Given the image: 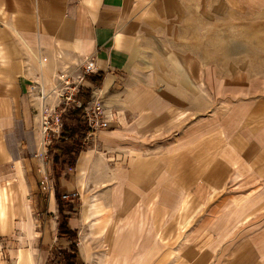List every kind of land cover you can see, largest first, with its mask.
I'll return each mask as SVG.
<instances>
[{"label":"crops","instance_id":"1","mask_svg":"<svg viewBox=\"0 0 264 264\" xmlns=\"http://www.w3.org/2000/svg\"><path fill=\"white\" fill-rule=\"evenodd\" d=\"M262 20L264 0H0V250L33 264L61 248L34 210L50 163L48 212L56 191L102 184L91 201L84 193V220L95 212L82 245L77 232L84 264L93 245L107 263H171L185 198L204 214L176 240L181 264H264V77L221 60L235 52L215 41ZM61 58L94 65L87 93L114 113L96 137L103 160L83 146L62 175L59 155L47 162L39 147L37 113ZM45 103L58 110L49 94ZM73 199L62 201L75 209Z\"/></svg>","mask_w":264,"mask_h":264},{"label":"rangeland","instance_id":"2","mask_svg":"<svg viewBox=\"0 0 264 264\" xmlns=\"http://www.w3.org/2000/svg\"><path fill=\"white\" fill-rule=\"evenodd\" d=\"M236 37L235 38H219L215 39L219 40L220 44V50H223L224 46L233 47L234 54H227V53H220L219 57L221 60H230L237 63L236 66L240 72H244L247 76L252 77L253 79H259V77H264V20L262 21H252L248 23L244 22H238L236 23ZM222 26V25H221ZM224 31V29H223ZM225 33H232L229 32L227 29L225 30ZM200 40V39H199ZM198 40V42H199ZM204 42V45H210L211 39H201ZM214 41V42H215ZM216 45V43H214ZM235 56V57H234ZM240 66V67H239ZM245 75V76H246ZM44 86L45 90H47L49 96L53 99V104L57 105V111L62 115L60 116L61 121L64 120L63 115L68 111V109H72L73 107L77 106V102H81L78 95L80 94H87V91H91L90 88H88L86 83L88 82V79L85 74H83V68L81 65H78L77 63H73L71 61H68L66 59H60L58 63L55 65L54 69L50 71L49 73L45 74L44 78ZM39 85V84H38ZM40 86V85H39ZM93 101H101L98 98V95L90 94V100L86 103H91ZM103 106L110 110V106H107V104H104L103 101H101ZM68 122H71V120L67 119ZM73 122V121H72ZM106 129V128H105ZM103 129H97L94 131L93 135H87L85 141H84V148H90L94 147L96 148L97 157L99 159L103 160V149L98 145V142H96L97 134ZM59 145L58 139H54L49 148L47 149V162H50L51 156L57 155L58 153L55 150V147ZM58 156V155H57ZM59 160H57L58 162ZM49 171L47 179L43 178L41 182H38V191L40 193L39 200V208L40 209H34L35 216L37 214V222L40 223V227H37L38 231L43 232V234H46V239H49V242L56 247H67L68 243L64 241H60L57 239V228H55V225L58 226V213L57 210L54 212H48L47 209V198L49 194H51L54 191V179H53V172L51 170L50 163H48ZM60 167L59 165H57ZM61 165L62 171H60L61 175L68 171L69 169ZM96 183H93L90 185L88 183V186L86 185L85 188L79 187L80 195H78L76 198L73 199V204L75 209L72 211V215L74 218V221L77 223V232H78V244L80 242V245H82V242L84 241V227L87 225V220L89 221L90 217H94L95 212L93 210V213L89 214L87 216V219L83 217L84 212V205H83V199H84V193H88V201H91L94 196L101 190L102 184L95 185ZM62 191V190H61ZM36 194V193H35ZM195 201L191 198H185L184 201H182L181 205L178 203L177 208L179 209V213L176 215V236L180 238L184 233H181L182 230L189 227L191 224L196 222V219L198 216L201 217L202 214H204V210L200 211L196 216H194V213L196 212V209L200 208L201 204H196ZM180 205V206H179ZM42 208V209H41ZM37 210V211H36ZM91 215V216H90ZM135 216V215H134ZM136 218V216H135ZM192 218V219H191ZM137 219V218H136ZM93 221H95L94 218H92ZM70 220V225H75ZM37 230L34 232L36 234ZM27 232V231H26ZM7 233V232H6ZM28 234V233H27ZM39 235V233H37ZM36 234V235H37ZM29 235V234H28ZM177 238V239H178ZM176 239V240H177ZM174 237V240H172L173 245L172 248V259L170 262H158V264H181L182 262L176 256L175 249L178 248L175 243H177ZM85 241H88L87 239ZM38 243H41L38 242ZM23 247V246H20ZM26 248H29L30 245L27 244L24 246ZM93 259L87 261L85 264H113L114 262L107 263L105 261H100V251H98V247L93 245ZM27 251V250H23ZM34 249H31L30 253H32V258L34 256ZM5 259H0V264H17V257H12L8 253L6 254ZM41 258V259H40ZM33 264H56V260L53 258V255L50 254L47 257H40L39 255L34 256V260L32 262Z\"/></svg>","mask_w":264,"mask_h":264},{"label":"trees","instance_id":"3","mask_svg":"<svg viewBox=\"0 0 264 264\" xmlns=\"http://www.w3.org/2000/svg\"><path fill=\"white\" fill-rule=\"evenodd\" d=\"M88 78L98 84L102 79V74L90 75ZM81 101V106H75L64 113L61 131L58 137L59 145L55 147L58 151L60 164H67L68 167H74L75 160L83 147L88 132V125L83 119V105L90 100V94L78 95ZM67 119L71 120L68 122ZM73 121V122H72ZM56 198L58 202L59 225H58V239H65L69 243L67 247L55 248L53 251V258L56 264H84L80 258L77 247V231L72 229L68 223L71 217L70 213L65 211H72L73 206L70 203H64L61 195L56 191Z\"/></svg>","mask_w":264,"mask_h":264},{"label":"built area","instance_id":"4","mask_svg":"<svg viewBox=\"0 0 264 264\" xmlns=\"http://www.w3.org/2000/svg\"><path fill=\"white\" fill-rule=\"evenodd\" d=\"M83 74H89L96 72L94 65L91 62L82 64ZM48 94L43 93L40 89V107L37 111L39 122V147L42 153L46 154L47 149L51 145L54 139H58L62 121L60 119V113L56 111L55 107H49L45 102ZM81 102H77V106H81ZM114 118V113L111 110L106 109L100 101H93L87 105H83V119L88 125L87 135H93L97 129H105L108 127L109 122ZM87 137V136H86ZM47 179L46 177H44ZM78 196L77 192L65 193L61 195L63 200H71ZM7 253L0 250V259H5Z\"/></svg>","mask_w":264,"mask_h":264},{"label":"bare ground","instance_id":"5","mask_svg":"<svg viewBox=\"0 0 264 264\" xmlns=\"http://www.w3.org/2000/svg\"><path fill=\"white\" fill-rule=\"evenodd\" d=\"M18 258H20V255L18 254Z\"/></svg>","mask_w":264,"mask_h":264}]
</instances>
